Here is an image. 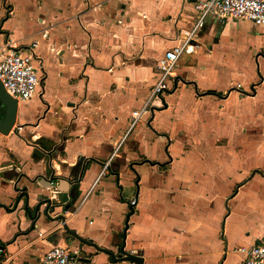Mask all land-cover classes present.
Listing matches in <instances>:
<instances>
[{"label":"crops","instance_id":"1","mask_svg":"<svg viewBox=\"0 0 264 264\" xmlns=\"http://www.w3.org/2000/svg\"><path fill=\"white\" fill-rule=\"evenodd\" d=\"M195 1H0V44L4 35L23 46L36 42L43 67L38 93L17 102L14 125L0 134V264H38L53 245L77 250L83 264H129L119 260L122 251L140 256L142 264H242L241 249L264 235L263 227L244 237L235 263L233 255L223 258L225 239L208 213L195 212L196 204L213 198L208 182L227 177L229 192L235 188L220 198L227 203L255 175L264 177L229 173L232 162L222 163L224 112L214 109L229 101L230 112L263 118L246 103L264 89V26L207 17L183 53L191 71L178 74L185 62L176 64L168 106L139 120L152 125L147 132L164 153L152 155L146 138L135 136L99 177L127 134L131 112L148 95L158 58L194 24ZM221 72L229 80L214 84ZM154 110L171 115L168 133L154 126ZM48 111L55 117L51 124ZM248 144L247 153L255 154L254 143ZM61 179L73 186L67 201L48 209L42 203L36 215L35 206L50 195L49 181ZM253 203L264 221V196L252 195L245 209ZM220 215L218 221L226 222L223 208ZM59 216L68 217L65 227L73 235L58 226ZM169 250L177 252L174 258Z\"/></svg>","mask_w":264,"mask_h":264},{"label":"rangeland","instance_id":"2","mask_svg":"<svg viewBox=\"0 0 264 264\" xmlns=\"http://www.w3.org/2000/svg\"><path fill=\"white\" fill-rule=\"evenodd\" d=\"M2 39L3 38H1L0 35V42L2 41ZM242 49L243 48H241L240 50ZM181 60H183L185 63L181 64V66H183L182 67L183 69H181V71H178V74H181L186 70L188 71L189 68L186 67L188 66L186 63L191 61V59L187 57L185 54H183L179 59L178 65L179 63H181ZM242 60L243 59L241 58L239 59L240 62H242ZM254 64H255V75H257L259 79H262V75L258 70V61H256L255 59H253V66ZM189 71L191 70L189 69ZM256 79L257 78L255 77L253 80L256 81ZM228 80H229L228 75L225 72H221L218 78L216 80H213V83L217 84L220 82H227ZM181 82L183 85L188 84L183 79H181ZM241 82L248 84L249 82H251V80L242 79ZM254 84L256 85V83ZM254 84L252 83L251 85L255 86ZM173 90L174 89L168 91L167 93H165L163 98H161L162 101L159 104L160 107H164L165 105L168 106L169 102L167 103L165 101V96L167 99V95L173 93L174 92ZM218 106L220 108H223L224 129L228 133L225 134V137L223 139L224 156L222 159V163H224V165H229V163L232 162L231 164L232 168L229 169V173L232 172L233 174H235L237 170L240 172L249 170L248 175L253 172H258L264 175V168H262V166L264 167V89L258 91L257 96L254 97L252 101L246 103V106L251 107L255 111L256 116H260L263 118L255 117V119H252L251 117H249L251 119L248 120L246 116H241V115L239 116L238 115L239 112L233 111L232 113V111L230 112L231 105H229V101H227V103L224 105L216 104L214 109L219 111ZM207 107L209 106H205V108ZM236 108L239 109V105H236ZM48 113H50V111L47 112L46 119L48 120V123L51 124L55 119V117L54 114H48ZM155 113H156L157 121L154 123V126L168 133L167 123L170 120L171 115L169 113L166 114L158 113L154 110V114ZM143 123L144 124H141L139 121L136 124V126L131 128L127 132L126 136L123 138L122 142L116 149V152L118 151L119 154H123L127 142L135 136H140L146 138V140L148 141V146L150 147V153L152 155L154 154V156H156L158 154L159 157L161 153H164L163 145L161 144V142L157 141L153 136L151 135L149 136V132L152 133L151 130L152 125L148 126L146 122ZM249 141L254 143L256 150L255 154L247 153ZM235 156L236 159H234L233 161L232 159L233 157L235 158ZM250 164L252 165L248 169ZM150 177H152V175ZM103 180H105L104 177L102 178V181ZM229 182L230 181L227 179V177H225V179L223 178V180L217 179L213 181V183L208 182L205 189L208 190V197L209 198L213 197V198L210 201L208 200V203H202V206L199 205L200 203L196 204V206L197 205L198 206L196 207L195 212L208 213L207 216L208 221L210 222V224L212 223V221H214L215 227L217 228V230H219V235L222 234L223 235L222 237L225 239V245H223V247L225 246L223 258L226 257V254L228 258H231V256L233 255L232 259L236 263L238 259L242 258V254L238 252V249L244 247L243 238L244 237L247 238L248 235L253 236L255 231H261L262 228L264 227V221L261 219L262 211L261 209L259 210L255 209L256 207L255 203H253L254 205L252 208L245 209V207H247V204L251 201L252 195H257L259 197L264 196V177L255 175L253 179H250L246 182L247 183L246 185L240 187L238 192L233 197H231L227 203L225 202V200L223 203H221L220 198H223L224 195L229 192V187H228ZM97 188L98 186L95 187V189ZM95 189L93 191V194L95 192ZM234 191L235 188L234 190L229 192L227 196H231ZM221 208H223L224 210V215L228 214L226 222H223L222 219L218 221L219 217L221 216L220 215ZM228 241L230 242V246L227 249ZM166 253H168V256L171 253V257L174 258L177 252L169 250Z\"/></svg>","mask_w":264,"mask_h":264},{"label":"built area","instance_id":"3","mask_svg":"<svg viewBox=\"0 0 264 264\" xmlns=\"http://www.w3.org/2000/svg\"><path fill=\"white\" fill-rule=\"evenodd\" d=\"M114 1V0H111ZM196 20L190 29L181 34L175 44L165 50L157 60V76L150 86L148 95L143 104L131 112V121L127 132L135 126L145 114H150L156 106H159L165 93L170 90V84L174 78V71L180 56L191 41H194L201 27L205 24L207 17L213 16L222 22L226 19H242L249 21L255 26H264V0H196L194 3ZM0 44V83L4 91L17 102L27 101L36 93L41 83L43 67L41 61L35 55L36 42L27 46L16 43L9 39L8 35ZM46 37V33L42 34ZM116 150L109 160L103 165L99 177L104 175L109 161L113 158ZM57 181H49L50 195L48 198L52 203H58L56 188ZM92 187L87 191L90 193ZM66 204V203H65ZM135 205V200L129 202ZM75 212L72 211L69 215ZM68 217L59 220V227L66 224ZM45 234H39L42 238ZM244 254L242 264H264V235L252 246L241 249ZM38 264H83V260L77 250L59 245L51 246L44 252Z\"/></svg>","mask_w":264,"mask_h":264},{"label":"water","instance_id":"4","mask_svg":"<svg viewBox=\"0 0 264 264\" xmlns=\"http://www.w3.org/2000/svg\"><path fill=\"white\" fill-rule=\"evenodd\" d=\"M16 107H17V101L13 98H11L9 95H7V93L4 91L1 83H0V110L2 112V115L0 116V134L2 135H6L12 128V126L14 125L15 122V114H16ZM70 187V192L73 190V186H70L69 183L65 180V179H61L58 181L56 188L57 191L59 192V194H64L65 195V200H63V202H58L57 204H62L64 202L67 201L68 199V190ZM44 203L46 205V208L48 209V207L50 206H54L55 204H51V201L48 197H46L45 199H43L42 202L38 203L35 208H34V212L35 214H39L40 210L39 207L40 205ZM61 206V205H60ZM66 210L68 209L65 206ZM47 209H45L43 211V214H47ZM57 219L62 220L63 217L59 216L57 217ZM64 230L73 235L71 231H69L65 225L63 226ZM122 250V248H121ZM112 257V259L115 260L114 256L109 253ZM123 257L119 260L128 262L129 264H142L143 260L140 256L129 253V252H123ZM117 260V259H116Z\"/></svg>","mask_w":264,"mask_h":264},{"label":"flooded vegetation","instance_id":"5","mask_svg":"<svg viewBox=\"0 0 264 264\" xmlns=\"http://www.w3.org/2000/svg\"><path fill=\"white\" fill-rule=\"evenodd\" d=\"M2 115V112H1V110H0V116Z\"/></svg>","mask_w":264,"mask_h":264},{"label":"trees","instance_id":"6","mask_svg":"<svg viewBox=\"0 0 264 264\" xmlns=\"http://www.w3.org/2000/svg\"><path fill=\"white\" fill-rule=\"evenodd\" d=\"M2 246V244L0 243V247Z\"/></svg>","mask_w":264,"mask_h":264}]
</instances>
